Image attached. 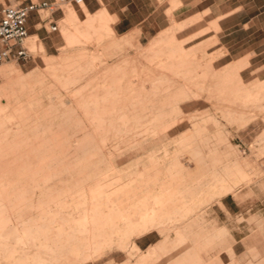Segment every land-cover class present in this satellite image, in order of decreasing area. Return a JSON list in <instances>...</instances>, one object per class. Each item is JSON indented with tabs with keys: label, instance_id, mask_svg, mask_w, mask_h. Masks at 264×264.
I'll return each instance as SVG.
<instances>
[{
	"label": "rangeland",
	"instance_id": "obj_1",
	"mask_svg": "<svg viewBox=\"0 0 264 264\" xmlns=\"http://www.w3.org/2000/svg\"><path fill=\"white\" fill-rule=\"evenodd\" d=\"M30 1L0 0V12L3 5ZM62 8L65 19L59 22V31L61 34L62 25L68 28L70 46L61 39L57 49L47 51L43 46L44 50L40 48L32 51L28 46L32 37L26 42L34 54L31 59L0 62V67L15 64L20 70L19 74H22L20 82H26L22 88L17 85V73H9L6 79L0 70V107L4 109L0 110V137L14 133L24 122L32 126L38 122L37 115H40V129L46 132L45 146L51 148L48 139L52 138V134L58 135L60 148L54 154H61L60 164L113 162L119 170H135L132 174L134 177H137V162H146L152 153H156L163 161L162 166H159L161 173L157 192L152 195L140 193L139 197L144 198L139 205L141 207L146 202L149 212L156 210L157 215L171 213L177 219L165 234L160 235L155 231L141 238L115 237L113 248L89 264H161L160 259L166 261L168 255L179 250L185 242H189L192 247L180 254V264H223L220 259L222 252L225 264H264V112L259 114L258 111L264 108V96L256 100L264 93V0H225L214 9L220 15L211 14L209 21L203 23L197 32L191 34L195 30L179 31L203 18L209 10L195 14L183 23H173L155 38L143 43L137 38L139 43L113 36L109 24L103 23L100 28H96L94 25L100 17H87V22H81L71 1ZM50 11H42L43 16H48ZM233 12L238 13L224 24L230 27L226 31L227 35L219 38L218 19ZM207 32L206 37L193 41ZM62 33L66 36L68 32L63 29ZM171 37H175V43H182L184 50L179 48L169 58L166 52ZM38 42L43 45L41 40ZM227 48L232 50V54L224 57ZM190 51L204 53L206 57L209 56V62L217 58V54L220 57L214 64L215 68L211 64L214 59L203 76L195 74L197 78L194 80L198 87L180 82L181 85L173 90L172 95L165 96L167 98L157 110L136 111L135 101H130V97L136 99L138 94L161 87L164 83L163 74L167 70L162 71L158 67L162 59H169L164 63L165 67L171 68H178L177 65L184 59L197 57L196 64L203 60L200 55L187 56L186 52ZM252 57V67L242 72L249 66ZM231 64L237 65L236 70H239L243 80L237 75L235 77L233 71H221ZM178 72L180 70L170 75L175 81ZM205 81L206 85L219 90L212 94L217 99L216 103L209 105L200 101L189 104L186 97L200 95ZM143 84L145 86L141 87ZM6 93L12 94L10 103L16 106V111L3 104ZM228 100L233 102L228 103ZM121 107L124 110L120 112L117 109ZM233 108H237L234 111L242 109L239 117L244 118V121L238 123L239 119L231 120L233 116L227 111ZM123 114L136 115L139 118L136 122L156 119L176 125L166 130L167 134L160 139L145 142L138 149L122 148L126 152H122L124 154L120 157L114 154L113 160L107 153L97 154L93 159L82 152L76 158L69 157L85 134H91L90 144L100 140L102 150H110L119 141L118 138L110 140L111 127L121 126L119 138L128 133L124 125L127 120L114 118L115 115ZM232 124L237 127L236 133L230 126ZM159 127L156 123L151 128ZM24 133L22 131V136H25ZM182 141L184 147L179 148L177 144ZM169 144L174 162L164 159L165 147ZM202 147L210 150L202 151L201 158L195 160L197 151L194 149ZM67 156L69 158L65 159ZM83 179L87 180L88 177L85 175ZM168 182L172 185L173 204L168 210L160 211L153 197L155 195L168 203L160 190ZM91 184L93 187L97 185ZM180 194L187 197L182 200L184 202L176 199ZM129 198L130 195L125 198V215L131 217L132 213L134 218L143 219L142 208L137 213L134 208L129 210V203H136V199ZM43 209L37 208L34 213L45 214L46 210ZM9 213L2 212L0 221L8 217ZM15 213L16 222L22 220V212ZM110 214L111 210L106 211L105 215L109 217ZM0 239V245L6 251L12 249L10 242ZM246 240L258 247L244 248ZM237 241L238 254L234 248ZM133 245L140 247L142 252L135 250ZM152 247H158V253L144 259L143 252ZM43 256L48 258L45 254ZM48 261L51 264H69L60 258Z\"/></svg>",
	"mask_w": 264,
	"mask_h": 264
},
{
	"label": "bare ground",
	"instance_id": "obj_2",
	"mask_svg": "<svg viewBox=\"0 0 264 264\" xmlns=\"http://www.w3.org/2000/svg\"><path fill=\"white\" fill-rule=\"evenodd\" d=\"M38 26L40 25L38 24ZM29 38L30 36L26 42ZM66 40L70 46L71 42L67 38ZM38 41L31 39L28 42L32 51L40 48L44 50L43 45H39ZM166 60L169 59L160 61L163 67L157 63L162 71L167 70V73L163 74L164 83L160 85L161 87H154L143 94H138L136 99L130 97V101H135L136 111L157 110L160 103L167 98L165 96L167 94L172 95L173 90L181 85L180 82H187L198 87L194 79L197 78L196 75L199 77L201 74L195 73L189 67L196 59L193 61L191 59L181 60V63L177 65L178 68H175L176 66L165 67L164 62ZM18 69L15 64L0 67L1 73L6 79H8L9 73H17V85L24 88L26 82H20L22 74H19L20 70L18 71ZM183 69L185 71H182ZM179 70V76L175 81L170 75ZM206 82L202 86L200 95L193 94L192 97L185 99H189V101L204 99L213 105L217 99L212 94L218 89L206 85ZM263 96L264 93L259 95L256 100H260L259 97ZM11 99L12 94L6 93L2 102L6 104L5 107L16 111V106L10 103ZM232 102V100H228V103ZM121 109L124 110L123 107L117 110L120 111ZM236 109H229L227 114L233 116L232 120L234 121L239 119L238 123L241 120L244 121V118L239 117V111L242 109L234 111ZM0 110L4 109L0 107ZM258 111L259 114H263L264 108ZM118 117L127 120L124 125L127 127L128 133L119 138L121 126L115 125L110 128V140L119 139L111 146L112 150L103 151L101 148L103 144L100 140L90 144L91 134H85L83 140L80 144H76L74 152L69 157L76 158L82 152L93 159L97 154L104 155L107 153L112 156L111 159L113 160L116 154L117 157H120L124 154L122 152H126L121 150L122 148L138 149L145 142L160 139L167 134L166 130L176 125L173 122L156 119L136 122L139 120L136 115H115L114 118ZM37 119L38 122L32 126L28 122H24L18 126L19 128H16L14 133L10 132L4 138L0 137V214L4 211L10 212L8 217L1 219L0 231L9 229V226L12 229V232H1L3 233L1 238L3 241L12 244V253L35 252L33 261L28 263L26 260L23 264H51L48 259L54 258L68 261L69 264H89L113 248L115 237L141 238L155 231L161 235L165 234L177 222L171 213L157 215L156 210L149 212V205L146 202H143L141 207L139 205L144 198L139 197L140 193L152 195L157 192L158 176L161 173L159 166H162L163 161L156 153H152L146 162H137V177L132 176L135 170L133 172L126 168L119 170L118 165L113 162L108 164L101 161L95 164L80 165L73 161L74 163L62 165L60 164L61 154H54V152H59L60 148L58 135L53 136L52 134V138L48 139L51 148L45 146L44 136L46 132L40 129L42 127L40 115H37ZM156 123L160 125L159 129L151 128ZM22 131H25V136H22ZM11 134L13 137L10 138ZM184 144L182 141L177 145L179 148H183ZM170 146L171 144L165 147L164 159L174 162L175 158L171 156ZM201 155V151L197 152L195 160L200 159ZM69 157L64 158L68 159ZM85 175L88 177V181L83 179ZM91 183H97V185L93 187ZM168 183L165 188L160 189L163 197L169 201L168 203L162 202L155 195L153 197L154 204L159 205L160 211L168 210L173 204L172 185L170 182ZM95 188L97 189L95 190ZM233 188L231 187V189ZM95 192L100 193L95 194ZM129 195V200L136 199V203H129V210L134 208L135 213H137L142 208L143 219L134 218L132 213L131 217L125 215V198ZM186 198L183 194L176 197V199H181L179 200L181 202H184L182 200ZM36 202L37 204H35ZM40 207L45 208L43 209L46 210L45 214L34 213ZM110 210L112 214L108 217L105 214L106 211ZM15 212H22V220L16 222ZM207 239L209 240V238ZM189 247L192 245L185 242L179 250L170 253L166 261L160 259L159 262L161 264H180V254ZM133 248L142 252L137 245ZM43 253L48 258H45ZM157 253L158 247H152L147 252H143L142 257L145 259Z\"/></svg>",
	"mask_w": 264,
	"mask_h": 264
},
{
	"label": "crops",
	"instance_id": "obj_3",
	"mask_svg": "<svg viewBox=\"0 0 264 264\" xmlns=\"http://www.w3.org/2000/svg\"><path fill=\"white\" fill-rule=\"evenodd\" d=\"M37 1L51 2L53 0H37ZM223 1L225 0H83V5L81 6L75 4L74 2H71V4L72 7L76 10L77 15L81 20V22H87V17H94V18L100 17L98 22H96L94 25L96 28H100L103 23L109 24V26L111 27L109 31L112 32L113 36L115 35L117 37H124L128 40H132L134 43H137L138 41L140 43H143L151 38L152 39L155 38L156 35H159L161 32H163V30L165 31V29L170 25H172L173 23L176 24L183 23V21L192 17L193 15L209 10V12L205 14L203 18L197 20L195 23L179 31V32H184L186 30H195L191 34L197 32V30L201 28L203 23H207L209 21L208 18L211 14H213L214 16L220 15V13L219 14L216 13L214 9L220 6L221 3H223ZM238 12H233L218 19V24L220 27V31L218 32L219 38H222L223 36L227 35L226 31L230 29V27L227 28L225 27L224 24L229 18L233 17ZM41 15L43 16V14ZM68 16L70 20H72L69 14ZM50 18L53 19V21H58L59 23L60 21L65 19V12L61 10H56V11L51 10ZM40 23L41 22H40L39 14L37 12H32L28 19V30L30 35L29 39L33 37L32 39H37L39 41L41 40L43 46L47 49V51H52L54 49H57L61 39L67 42L66 38L67 37L69 38L70 32L65 25H62V30H61L62 36H61L59 31L60 28L57 31H50L48 28H44V27L40 28V26H38V24L40 25ZM63 29L66 32H68L66 36H64L62 33ZM230 33L232 32L230 31ZM206 35H208V32L196 37L195 39H193V41L204 36L206 37ZM136 38L138 41L136 40ZM174 40L175 37L170 38L169 47L167 48L166 53L168 54L167 56L169 58H171L172 54H175L179 50V48H182V50H184V48L182 47V43H179L177 41L175 43ZM168 51H170V53H168ZM159 54H161V52ZM230 54H232V50L227 48V54L224 57ZM155 55H157V53H155ZM186 55L191 57L198 55L202 56L203 60L199 64H196V62L191 63L190 70H193L197 74L200 73L203 76V73L209 69V64L211 63L209 62L208 59L209 56L206 57L204 53H199L197 51L186 52ZM216 57L217 58L212 63L213 68H215L214 64L219 59L220 54H217ZM193 59H197V57H193ZM193 59H191V61H193ZM252 60L253 57L250 59L249 66L244 68L242 72L252 67ZM236 66L237 65L231 64L221 69V71H233L235 77L237 75L242 79L239 70H236ZM136 86L137 85H132V87H136ZM144 86L145 84L141 85V87ZM200 101H204L209 105L211 104V102L204 99L199 101L192 99L189 101V104L199 103ZM214 103L216 102L214 101ZM202 120L204 121V119ZM230 126L233 128V132L236 133L237 127H234V124ZM194 150L197 152L199 151L209 152L210 149H205L202 147V149H194ZM1 232H5V233L12 232V229H10L9 226V229L1 230L0 233ZM2 235H0V238ZM237 243L238 241L234 245L236 254H238L236 250ZM245 243L247 244H243L244 248H248L251 246L258 247L256 244L248 240H246ZM12 251L13 250L9 249V251L6 252V250L0 245V264H23L26 262V260L28 263L29 262L31 263L33 261V257L35 256L34 251L25 252V253L23 252L12 253ZM223 255L224 252L220 254V259L222 260L223 264H225L226 263L224 261L225 255L224 256ZM250 261H252V259H250Z\"/></svg>",
	"mask_w": 264,
	"mask_h": 264
},
{
	"label": "built area",
	"instance_id": "obj_4",
	"mask_svg": "<svg viewBox=\"0 0 264 264\" xmlns=\"http://www.w3.org/2000/svg\"><path fill=\"white\" fill-rule=\"evenodd\" d=\"M77 5H82L83 0H70ZM69 0L33 1L28 3L3 5L0 12V62L7 60L27 61L33 57V52L25 42L29 35L28 19L32 12H37L40 17V28L45 27L50 31L59 30L58 21H53L50 14L43 17L44 10H61L62 5L70 3ZM51 12V11H50Z\"/></svg>",
	"mask_w": 264,
	"mask_h": 264
}]
</instances>
